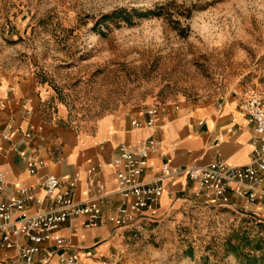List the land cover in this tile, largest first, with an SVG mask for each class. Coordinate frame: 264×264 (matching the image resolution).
Segmentation results:
<instances>
[{"label": "rangeland", "instance_id": "rangeland-1", "mask_svg": "<svg viewBox=\"0 0 264 264\" xmlns=\"http://www.w3.org/2000/svg\"><path fill=\"white\" fill-rule=\"evenodd\" d=\"M14 75L80 121L237 87L264 97V0H0V83ZM190 208L158 264H264L263 213Z\"/></svg>", "mask_w": 264, "mask_h": 264}, {"label": "crops", "instance_id": "crops-1", "mask_svg": "<svg viewBox=\"0 0 264 264\" xmlns=\"http://www.w3.org/2000/svg\"><path fill=\"white\" fill-rule=\"evenodd\" d=\"M244 89L237 87L203 102H165L160 104L155 126L135 128L130 125L127 113L137 114L138 110L120 107L92 120L80 121L65 106L56 104L47 85L34 76L6 78L0 83V171L4 190L10 193L17 186H32L36 196L43 198L42 206L48 207L52 198L45 194L43 176L56 175L62 186L77 172L76 196L84 198L88 195L90 178L87 169L99 163L93 179L100 192L111 194V202L104 206L106 215L119 200L114 192L116 182L111 165L117 145L125 143L136 148L149 136L158 144L149 155L144 179L161 174L165 163L171 170L203 166L216 158L243 165L249 162L253 148V122L240 108ZM13 148L34 152L44 159V166L36 174H29L24 160ZM164 187L152 214L118 227L106 222L86 227L82 218H70L54 233L64 238L66 244L57 247L51 240L41 244V248L74 254L79 264L161 263L168 251V240L164 238L168 233L167 222L191 211L190 206L210 207L193 199L194 184L183 172L166 178ZM238 206L264 214V207L258 204L239 201ZM36 208L31 203L28 211ZM151 235L160 240L158 246ZM12 253L0 248V264H10ZM35 257L43 263L40 254ZM51 263L56 264V256Z\"/></svg>", "mask_w": 264, "mask_h": 264}, {"label": "built area", "instance_id": "built-area-1", "mask_svg": "<svg viewBox=\"0 0 264 264\" xmlns=\"http://www.w3.org/2000/svg\"><path fill=\"white\" fill-rule=\"evenodd\" d=\"M241 110L253 122V148L249 162L243 165L230 164L216 158L203 166H190L171 170L167 163L162 165L161 174L144 179L149 155L157 149L158 141L149 136L136 148L125 143L117 145L111 161L116 182L117 204L110 206L106 215L104 206L111 202L109 192H100L93 176L100 164L89 166L87 196L78 198L75 187L79 181L75 172L61 186L59 178L46 174L42 179L45 194L52 202L43 207V198L37 197L32 186H17L6 193L3 173L0 171V248L12 250L10 264H79L71 253H59L54 248L43 250L41 244L54 241L57 247L66 244L64 238L54 236L60 224L67 219L80 217L83 225L92 227L109 223L115 227L134 222L138 217L153 213L164 192V180L178 173H185L193 182V199L204 206H228L237 208L238 202L258 204L264 207V98L252 87L244 89L240 102ZM160 112L159 103L146 104L143 111L131 115L130 125L135 128L153 127ZM13 150H16L13 148ZM24 160L27 172L36 174L45 164L44 159L34 152L16 150ZM36 204L33 212L29 204ZM40 254L43 263L36 259Z\"/></svg>", "mask_w": 264, "mask_h": 264}]
</instances>
